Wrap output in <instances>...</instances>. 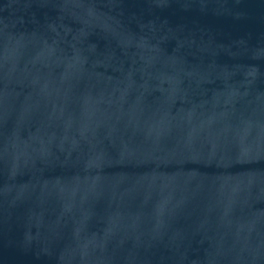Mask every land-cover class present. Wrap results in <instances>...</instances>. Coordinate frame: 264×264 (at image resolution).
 Here are the masks:
<instances>
[{
  "label": "water",
  "instance_id": "1",
  "mask_svg": "<svg viewBox=\"0 0 264 264\" xmlns=\"http://www.w3.org/2000/svg\"><path fill=\"white\" fill-rule=\"evenodd\" d=\"M0 264H264V0H0Z\"/></svg>",
  "mask_w": 264,
  "mask_h": 264
}]
</instances>
